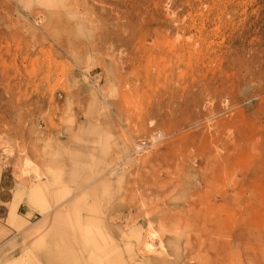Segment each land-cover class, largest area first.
<instances>
[{
	"label": "rangeland",
	"instance_id": "374dc122",
	"mask_svg": "<svg viewBox=\"0 0 264 264\" xmlns=\"http://www.w3.org/2000/svg\"><path fill=\"white\" fill-rule=\"evenodd\" d=\"M7 190L0 264H264V0H0Z\"/></svg>",
	"mask_w": 264,
	"mask_h": 264
},
{
	"label": "crops",
	"instance_id": "0c3cea01",
	"mask_svg": "<svg viewBox=\"0 0 264 264\" xmlns=\"http://www.w3.org/2000/svg\"><path fill=\"white\" fill-rule=\"evenodd\" d=\"M0 195H1L0 196V225H1V227L4 226V230L6 229V230L9 231V233H7V235H9V236L11 235L12 236L13 232L15 231V229L13 227H17V224H18L17 222H22V221H20L21 219H19V218L23 217V218H25V220H28L27 219L28 217L27 216L24 217L21 214V206H22V204H20L19 207L17 206V216H16V218L14 219V221H12V223H10L8 220H9L10 214H11V207L13 206V205L10 206L12 204V200L13 199L9 195V191L8 190L5 191L4 193L0 191ZM40 212L42 214H46V209L41 207L40 208ZM6 221L9 222V223H7ZM3 222H6L5 224H7V226L3 225ZM42 225H44V224H42ZM1 227H0V232L3 231V229H1ZM11 232H12V234H11ZM17 259H20V257L16 258V260Z\"/></svg>",
	"mask_w": 264,
	"mask_h": 264
},
{
	"label": "bare ground",
	"instance_id": "6f19581e",
	"mask_svg": "<svg viewBox=\"0 0 264 264\" xmlns=\"http://www.w3.org/2000/svg\"><path fill=\"white\" fill-rule=\"evenodd\" d=\"M28 162V161H27ZM30 162V161H29ZM28 165H30V163L28 164ZM16 216H17V205H13L12 207H11V214H10V218H9V222L10 223H12V221H14V219L16 218ZM151 232V231H150ZM156 234V233H155ZM154 233H150V234H147L146 235V242H145V245H146V248L148 249V250H153V247H154V244L153 243H151V240L153 239V238H155L156 237V235H155Z\"/></svg>",
	"mask_w": 264,
	"mask_h": 264
}]
</instances>
